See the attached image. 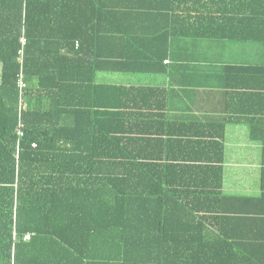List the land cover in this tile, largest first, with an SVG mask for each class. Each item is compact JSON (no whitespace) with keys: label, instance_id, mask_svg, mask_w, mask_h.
<instances>
[{"label":"trees","instance_id":"obj_1","mask_svg":"<svg viewBox=\"0 0 264 264\" xmlns=\"http://www.w3.org/2000/svg\"><path fill=\"white\" fill-rule=\"evenodd\" d=\"M174 37L261 45L219 66V119L97 78L166 72ZM230 123L264 163V0H0V264H264L248 211L224 208Z\"/></svg>","mask_w":264,"mask_h":264},{"label":"crops","instance_id":"obj_2","mask_svg":"<svg viewBox=\"0 0 264 264\" xmlns=\"http://www.w3.org/2000/svg\"><path fill=\"white\" fill-rule=\"evenodd\" d=\"M157 19L149 21L152 29H155ZM167 43V53L163 58V64L167 66L166 72L148 74L101 71L98 72L97 78L117 83L168 85L172 88L170 116H197L216 120L220 117L219 110L222 103L221 91L216 89L219 66L223 63L260 64L262 62V47L257 42L233 43L174 37L169 38ZM163 48L162 38L160 41H155L152 47L161 51L164 50ZM137 63L132 66L145 69L150 61L139 59ZM117 76L124 78L118 80ZM209 89L211 93H207ZM226 127L223 191L226 195L248 199L235 197L231 200L232 203L227 201L224 208H240L248 211L249 218L242 221V224L249 232V253L251 256L262 258L264 257V186H261V173L264 170V163L261 145L260 142L249 137L246 124L230 123Z\"/></svg>","mask_w":264,"mask_h":264},{"label":"built area","instance_id":"obj_3","mask_svg":"<svg viewBox=\"0 0 264 264\" xmlns=\"http://www.w3.org/2000/svg\"><path fill=\"white\" fill-rule=\"evenodd\" d=\"M21 40H22V42L24 41V39H21ZM19 83H20L21 86H23V83H22L21 81H19ZM20 134H21V133H20ZM24 237H25L26 239H28V238H29V235H25Z\"/></svg>","mask_w":264,"mask_h":264},{"label":"rangeland","instance_id":"obj_4","mask_svg":"<svg viewBox=\"0 0 264 264\" xmlns=\"http://www.w3.org/2000/svg\"><path fill=\"white\" fill-rule=\"evenodd\" d=\"M123 78H124V76L123 77L122 76H117L118 80H123Z\"/></svg>","mask_w":264,"mask_h":264}]
</instances>
